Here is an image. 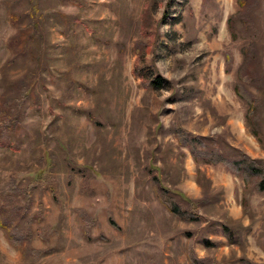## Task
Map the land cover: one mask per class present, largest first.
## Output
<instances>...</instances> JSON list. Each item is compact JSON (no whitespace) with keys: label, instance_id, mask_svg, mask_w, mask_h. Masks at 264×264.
I'll return each instance as SVG.
<instances>
[{"label":"rangeland","instance_id":"374dc122","mask_svg":"<svg viewBox=\"0 0 264 264\" xmlns=\"http://www.w3.org/2000/svg\"><path fill=\"white\" fill-rule=\"evenodd\" d=\"M252 1L244 35L227 21L238 0H0V198L31 246L24 256L0 226V264H190V250L264 264V189L194 160L174 132L264 160V0ZM250 39L257 135L234 90ZM156 179L194 219L159 200Z\"/></svg>","mask_w":264,"mask_h":264},{"label":"trees","instance_id":"16d2710c","mask_svg":"<svg viewBox=\"0 0 264 264\" xmlns=\"http://www.w3.org/2000/svg\"><path fill=\"white\" fill-rule=\"evenodd\" d=\"M253 1L251 0H238L239 8L235 11L234 15H230L227 18L228 24L231 26L234 23L235 17H238L242 22V33L244 34L246 29L253 25L251 19L247 17L248 12L252 6ZM232 37H235V32L232 31ZM245 35V34H244ZM255 40L250 39L246 44L241 47L242 60L237 68L238 81L234 83V90L238 96L245 100L247 107L245 110V119L250 122L251 130L257 135L258 122L255 118L256 113V96L245 87V82L255 80L254 76V63L257 56V47L255 46ZM229 55H226V59L229 60ZM139 62L136 61L133 71L139 75ZM161 77L159 75L155 76L153 79L149 80L150 85L159 84ZM26 96L22 98L7 97L5 99V106L12 103L11 100L16 101L15 105L21 106L24 102ZM8 99H10L8 101ZM7 102V103H6ZM12 104L11 110H16L15 105ZM12 110V111H13ZM6 115L4 120V125L11 127L13 125L14 116H10L7 108H3ZM91 115V114H90ZM13 127V126H12ZM174 132L178 138L180 144L187 146L192 157L196 161L203 162H220L222 163L230 172L239 175L242 180L248 185L256 188L257 190L264 189V160L257 159L250 156L248 153L239 152L238 155L230 157L225 155L217 147V142L213 136L205 138L201 135L192 133L184 128L174 125ZM157 180V179H156ZM153 181L154 189L159 197V200L166 205V207L174 214L185 219H194L190 212L186 214L185 210H182L179 203L174 200L171 196L167 195V190L164 188L160 182L157 180ZM14 180L9 181V187L14 190ZM7 201L2 197L0 198V226L5 230L8 239L15 245H18L22 254L27 256L31 249V246L25 243L29 235H23L20 230H17V225L14 223L12 217L16 213V210L11 207ZM13 208V209H12ZM224 233L231 238L230 233L224 230ZM207 241V240H206ZM35 249V248H32ZM39 252V249H35ZM190 264H200L198 258L191 253V250L187 252ZM245 264H251L249 260H245Z\"/></svg>","mask_w":264,"mask_h":264}]
</instances>
